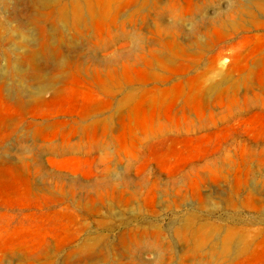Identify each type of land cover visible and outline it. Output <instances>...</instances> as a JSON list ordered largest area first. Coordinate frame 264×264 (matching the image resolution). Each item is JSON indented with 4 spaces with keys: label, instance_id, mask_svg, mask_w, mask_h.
I'll use <instances>...</instances> for the list:
<instances>
[{
    "label": "rangeland",
    "instance_id": "1",
    "mask_svg": "<svg viewBox=\"0 0 264 264\" xmlns=\"http://www.w3.org/2000/svg\"><path fill=\"white\" fill-rule=\"evenodd\" d=\"M0 264H264V0H0Z\"/></svg>",
    "mask_w": 264,
    "mask_h": 264
},
{
    "label": "bare ground",
    "instance_id": "2",
    "mask_svg": "<svg viewBox=\"0 0 264 264\" xmlns=\"http://www.w3.org/2000/svg\"><path fill=\"white\" fill-rule=\"evenodd\" d=\"M40 1V0H39Z\"/></svg>",
    "mask_w": 264,
    "mask_h": 264
}]
</instances>
